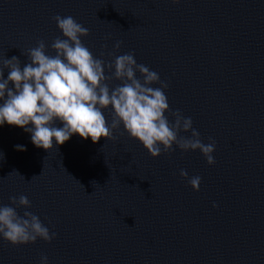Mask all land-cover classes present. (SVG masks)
Returning a JSON list of instances; mask_svg holds the SVG:
<instances>
[{"label":"water","instance_id":"water-1","mask_svg":"<svg viewBox=\"0 0 264 264\" xmlns=\"http://www.w3.org/2000/svg\"><path fill=\"white\" fill-rule=\"evenodd\" d=\"M61 2L106 64L133 52L168 83L170 109L215 141L216 162L181 151L264 229V0Z\"/></svg>","mask_w":264,"mask_h":264},{"label":"clouds","instance_id":"clouds-1","mask_svg":"<svg viewBox=\"0 0 264 264\" xmlns=\"http://www.w3.org/2000/svg\"><path fill=\"white\" fill-rule=\"evenodd\" d=\"M52 19L63 37L58 36L51 43L55 55L46 54L48 46L40 40L36 47L28 50L30 62L23 68L15 56L2 62L0 126L7 123L21 127L31 133L36 147L51 150L54 142L63 145L74 134L83 139L91 138L93 143L101 138L115 140L114 131L122 125L153 158L160 156L162 149L163 152L173 151L175 144L184 152L199 150L209 165L215 164L212 155L215 141L202 143L199 131L193 128L192 118L184 117L178 109H170L164 91L168 83L162 81L157 72L138 64L133 52L105 64L82 42L81 37L89 35L87 28L72 16L56 15ZM121 43L117 41L114 49L118 50ZM4 68L9 69L7 79H4ZM105 68L111 75L105 74ZM113 79L121 84L111 87ZM10 83L14 87H9ZM154 84L160 86L153 87ZM109 107L112 109L110 124L103 111ZM165 113H170L174 122H170ZM56 121L63 126H55ZM181 131H190L191 136H180ZM15 147L26 151L23 145ZM180 176L188 179L193 190H200V176L188 178L183 169ZM9 200L16 207L0 206V237L13 246L35 243L38 238L50 243L55 238L56 234L50 233L37 215L29 211L23 216L17 213V207H31L27 196H10ZM47 261L48 257L42 255L41 264Z\"/></svg>","mask_w":264,"mask_h":264}]
</instances>
